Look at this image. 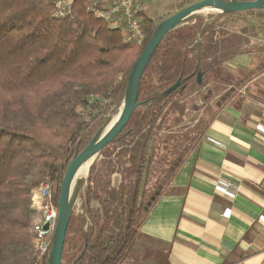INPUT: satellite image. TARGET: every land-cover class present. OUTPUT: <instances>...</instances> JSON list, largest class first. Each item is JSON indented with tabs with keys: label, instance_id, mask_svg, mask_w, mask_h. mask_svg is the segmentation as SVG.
Returning <instances> with one entry per match:
<instances>
[{
	"label": "trees",
	"instance_id": "obj_1",
	"mask_svg": "<svg viewBox=\"0 0 264 264\" xmlns=\"http://www.w3.org/2000/svg\"><path fill=\"white\" fill-rule=\"evenodd\" d=\"M53 1L0 0V264L36 263L34 192L50 182L58 208L70 162L110 120L109 112L118 113L128 75L157 27L145 16V43L128 44L122 29H111L88 10L93 0H76L60 19L53 16ZM263 11L197 14L165 37L144 73L127 127L96 158L88 178L80 180L63 264L127 262L187 153L186 146L157 192L147 197L155 141L186 129L197 133L196 140L207 127L206 118L213 119L233 100L231 81L223 82L213 71L256 50L249 22ZM138 15L144 14L139 10ZM229 21L244 23L241 32ZM232 34L245 36L243 44L233 47ZM199 103L206 116L173 129L189 110L199 111Z\"/></svg>",
	"mask_w": 264,
	"mask_h": 264
},
{
	"label": "crops",
	"instance_id": "obj_2",
	"mask_svg": "<svg viewBox=\"0 0 264 264\" xmlns=\"http://www.w3.org/2000/svg\"><path fill=\"white\" fill-rule=\"evenodd\" d=\"M257 41L224 70L239 78L228 86L236 96L187 146L125 264H264V42Z\"/></svg>",
	"mask_w": 264,
	"mask_h": 264
},
{
	"label": "water",
	"instance_id": "obj_3",
	"mask_svg": "<svg viewBox=\"0 0 264 264\" xmlns=\"http://www.w3.org/2000/svg\"><path fill=\"white\" fill-rule=\"evenodd\" d=\"M253 10H264V0H252L247 2L237 0H200L181 9L157 25L150 41L128 75L122 106L120 112L117 114V116H119L117 122L106 135L102 136L103 131L111 120L108 121L107 124L95 134L85 149L70 162L66 170L60 190L58 220L48 264H63L62 259L66 235L80 183V180L77 181V179H75L77 171L87 164H90V170L100 153L109 144L114 142L127 127L138 107V98L144 73L165 37L173 30L186 23L194 15L203 12L228 15ZM177 87L178 84L174 85L169 89V92L174 91ZM44 228L47 230L48 224H46Z\"/></svg>",
	"mask_w": 264,
	"mask_h": 264
},
{
	"label": "rangeland",
	"instance_id": "obj_4",
	"mask_svg": "<svg viewBox=\"0 0 264 264\" xmlns=\"http://www.w3.org/2000/svg\"><path fill=\"white\" fill-rule=\"evenodd\" d=\"M93 1H96V0H93ZM105 1H107V0H103L102 3H105ZM198 1H200V0H140L137 7L144 15L139 16V19H143L145 16H147V17H150L153 20H155L156 24L158 25L162 21H164L170 14H175L178 11H180L181 9H183V8L193 4L195 2H198ZM209 14H216V13H213V12L200 13V15H205V16H208ZM250 20H251V23L249 22V26H251V28L254 27L255 31L257 33L256 34L254 30L249 31V34L251 35L250 36L251 39L254 41L261 39L264 42V11L262 12L261 16L258 15L257 17H252ZM230 23L233 25L232 27L236 30V33H238V32L240 33L241 32L240 29L242 27H244V23H242V22H238L236 24H234L232 22H230ZM227 25L229 26V24H227ZM233 28H232V31H233ZM252 34H254V35H252ZM256 35H257V37L254 38L253 36H256ZM230 38L232 41H234L233 47H237L238 45L243 44L245 36H240V34H232V36L230 35ZM257 42H256V44L254 43L256 45V47L258 45ZM228 46L229 45L225 44L220 49L224 50ZM230 49L234 50L235 48H230ZM258 51H264V49L258 48ZM218 56H221V55L216 54L215 58H217ZM230 60L231 59H229V61L226 62L225 64L218 66L213 71L216 74V77L221 79L223 82L227 81V80H230V81L239 80V78H237V77L236 78L234 77V79L233 78L231 79V78L226 77L225 74H223L224 70L225 69L228 70L227 67H229V65L233 64L230 62ZM198 105H199V109H200L199 111L189 110L186 113L187 116L182 120L183 124H180L179 126L173 127V129H181V128L185 127L184 125L187 126L191 122L197 123L198 121H201L204 118V116H206V114H207L206 110H205L206 107H204L202 103H199ZM120 109H121V107L119 108L118 113L120 112ZM118 113L113 114V113L109 112V114L111 116L110 120L114 119ZM198 126H200V124ZM196 135H197V133L188 132V129H186L185 131L180 130L179 132L164 134V135H160L158 137V139L155 141V149H154V156H153V167H152V170H151V173L149 175L147 185L145 188V192H146L147 197H150L157 192V189L160 186V184L162 183V180L165 176V173L167 172L166 170L168 169V167L174 163V161L177 159L178 155L180 154L181 150L184 147L190 146L193 144V142L195 141ZM96 163L99 164L100 161H97ZM90 171H91V169L88 170L87 173H85L84 175L79 177L80 179L78 178L77 181L78 180L85 181L88 178ZM94 206H95V208H98L97 204ZM80 209H81V203H80V201H77V203L75 205V210L79 211Z\"/></svg>",
	"mask_w": 264,
	"mask_h": 264
},
{
	"label": "built area",
	"instance_id": "obj_5",
	"mask_svg": "<svg viewBox=\"0 0 264 264\" xmlns=\"http://www.w3.org/2000/svg\"><path fill=\"white\" fill-rule=\"evenodd\" d=\"M76 0H54L53 16L57 19L68 16ZM96 0L87 3L88 10L111 29H122L126 43L141 46L147 39L137 7L140 0ZM36 216L32 224L34 232L35 264H48V258L55 233L58 208L52 201V185L45 181L33 195ZM48 224L46 230L44 226Z\"/></svg>",
	"mask_w": 264,
	"mask_h": 264
},
{
	"label": "bare ground",
	"instance_id": "obj_6",
	"mask_svg": "<svg viewBox=\"0 0 264 264\" xmlns=\"http://www.w3.org/2000/svg\"><path fill=\"white\" fill-rule=\"evenodd\" d=\"M118 117H119V116H116L114 119H112V120L110 121V123L108 124V126H107V127L105 128V130L103 131L102 136L106 135V134L111 130V128H112V127L115 125V123L117 122ZM89 166H90V164H87V165H85V166L79 168V170H78L77 173H76V178H75V179H78L79 177H81L82 175H84L85 173H87L88 170H89ZM79 179H80V178H79ZM73 184H74V182H73Z\"/></svg>",
	"mask_w": 264,
	"mask_h": 264
}]
</instances>
